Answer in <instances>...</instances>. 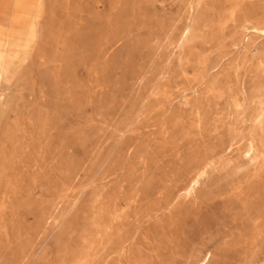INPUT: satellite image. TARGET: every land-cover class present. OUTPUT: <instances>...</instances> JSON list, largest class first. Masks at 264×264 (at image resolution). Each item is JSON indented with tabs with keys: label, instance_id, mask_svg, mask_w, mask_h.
I'll list each match as a JSON object with an SVG mask.
<instances>
[{
	"label": "rangeland",
	"instance_id": "rangeland-1",
	"mask_svg": "<svg viewBox=\"0 0 264 264\" xmlns=\"http://www.w3.org/2000/svg\"><path fill=\"white\" fill-rule=\"evenodd\" d=\"M0 264H264V0H0Z\"/></svg>",
	"mask_w": 264,
	"mask_h": 264
}]
</instances>
